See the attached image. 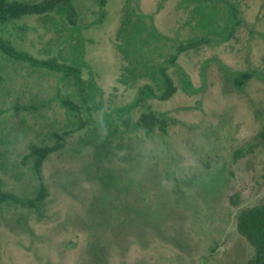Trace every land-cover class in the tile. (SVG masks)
<instances>
[{"label": "rangeland", "instance_id": "1", "mask_svg": "<svg viewBox=\"0 0 264 264\" xmlns=\"http://www.w3.org/2000/svg\"><path fill=\"white\" fill-rule=\"evenodd\" d=\"M72 3L75 24L59 10L0 25L83 79L0 51V191L47 189L38 211L0 201V264H248L237 219L264 200V145L234 154L264 126V0ZM163 71L167 100L151 96ZM150 112L166 132L143 130ZM32 146L56 148L40 174Z\"/></svg>", "mask_w": 264, "mask_h": 264}, {"label": "trees", "instance_id": "2", "mask_svg": "<svg viewBox=\"0 0 264 264\" xmlns=\"http://www.w3.org/2000/svg\"><path fill=\"white\" fill-rule=\"evenodd\" d=\"M72 1L73 0H43L38 3L34 1L0 0V25L28 15L46 16L51 12L59 10L66 12L67 15L71 17L70 20L75 24L77 18L75 16L76 12L73 8ZM198 44L199 42H194L188 45H183L180 50L186 51L188 49L197 47ZM0 51L16 59L28 61L34 66L52 71L63 72L67 74V76H73L79 84L82 83V69L74 65L59 63L56 60H37L27 52L18 51L5 40H0ZM162 73L165 87L161 93L152 94L151 96L159 97L162 100H167L174 94V92L177 91V87L173 79L168 74H166L165 71ZM147 89L148 87L141 88L136 101L131 103V109L134 108L137 103L141 102L142 99L147 98ZM139 124L147 133L154 132L157 125L159 126L160 130L164 132H166L167 128V120L164 118V116H157L154 112L142 114ZM259 132L260 133L257 136V141L255 143H250L244 148H240L235 152L234 157L236 161L239 160L240 157L253 152L256 145H264V126ZM62 136L63 135L59 134L60 138ZM54 149L56 148L48 146H32L30 156L35 158L34 169L37 174H40V170L44 161ZM236 195L238 196V194ZM46 196L47 189L43 183L40 184L35 196L26 200H22L14 195L7 196L0 191L1 202L8 199L14 202H19L22 205L28 206L29 208H36L37 211L41 205H43L42 202L45 200ZM237 229L239 233L253 245L252 247L255 248V254L252 259L249 260L248 264H264V200L258 205L245 208L240 213L237 219Z\"/></svg>", "mask_w": 264, "mask_h": 264}, {"label": "flooded vegetation", "instance_id": "3", "mask_svg": "<svg viewBox=\"0 0 264 264\" xmlns=\"http://www.w3.org/2000/svg\"><path fill=\"white\" fill-rule=\"evenodd\" d=\"M125 193V192H124Z\"/></svg>", "mask_w": 264, "mask_h": 264}]
</instances>
